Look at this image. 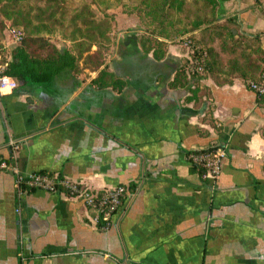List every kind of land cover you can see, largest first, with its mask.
Returning a JSON list of instances; mask_svg holds the SVG:
<instances>
[{
  "label": "crops",
  "instance_id": "obj_1",
  "mask_svg": "<svg viewBox=\"0 0 264 264\" xmlns=\"http://www.w3.org/2000/svg\"><path fill=\"white\" fill-rule=\"evenodd\" d=\"M113 11L119 32L104 64L124 86L97 87L87 69L18 81L0 95V157L23 173L128 192L100 229L81 199L19 193L13 172L0 170V264H264V106L226 65L173 86L188 49L168 41L155 59L138 41L137 15ZM215 14L258 36L263 53L251 62L264 66V3L217 0ZM15 43L5 32L7 54ZM211 144L225 149L215 182L187 159Z\"/></svg>",
  "mask_w": 264,
  "mask_h": 264
},
{
  "label": "trees",
  "instance_id": "obj_2",
  "mask_svg": "<svg viewBox=\"0 0 264 264\" xmlns=\"http://www.w3.org/2000/svg\"><path fill=\"white\" fill-rule=\"evenodd\" d=\"M29 1L0 0L2 17L9 19L11 27L22 31L20 40L7 54L3 47L6 26L0 19V63L5 65L4 73L18 81L37 84L50 81L63 69L73 72L87 69L97 71L91 79L97 87L121 89L124 86V79L104 64L110 49V30L115 27L114 15L105 10L110 6L109 0L95 1L105 3L100 11L84 0ZM127 3L122 2L124 11L134 12L144 27L138 38L141 47L145 53L151 51L155 59L167 55L168 41L188 39L205 53V70L190 73L193 76L214 68L220 70L226 65L227 71L236 72L248 85L264 71L259 62H251L252 54L263 53L258 36L236 34L230 22H218L217 0H127ZM57 32L69 39L70 44L58 45L51 37ZM215 41L219 43L218 50L213 46ZM188 74L184 65L179 66L172 85H186ZM197 90L192 88L193 95ZM254 92L257 104L264 106V92ZM20 189L25 192L34 188L21 186Z\"/></svg>",
  "mask_w": 264,
  "mask_h": 264
},
{
  "label": "built area",
  "instance_id": "obj_3",
  "mask_svg": "<svg viewBox=\"0 0 264 264\" xmlns=\"http://www.w3.org/2000/svg\"><path fill=\"white\" fill-rule=\"evenodd\" d=\"M14 42L21 38L22 31L18 27H9ZM177 41L189 51V61L185 68L188 73H202L205 68L203 64L205 53L198 50L196 45L191 44L190 40L183 39ZM5 65L0 63V95L6 89H12L17 86L18 80L4 73ZM248 86L257 92H264V71L258 80H250ZM13 148H17L16 141L11 140ZM225 155V149L221 146L205 147L201 149L190 150L187 154L188 162L191 166L201 169L200 174L203 179L215 182L221 172L222 160ZM0 170H10L14 174V183L17 191L22 193L21 186L44 189L53 192H60L65 195L79 198L85 206L96 209L93 215V222L100 229H106L111 225L113 213L121 206L128 189L123 184L105 188H93L85 182L73 180L63 176L58 172L46 171H28L21 172L14 163L8 159L0 157Z\"/></svg>",
  "mask_w": 264,
  "mask_h": 264
},
{
  "label": "rangeland",
  "instance_id": "obj_4",
  "mask_svg": "<svg viewBox=\"0 0 264 264\" xmlns=\"http://www.w3.org/2000/svg\"><path fill=\"white\" fill-rule=\"evenodd\" d=\"M32 1L33 0H30L29 2L31 3ZM84 1L89 2L92 5V7L96 8L98 11H100L101 6L105 5V3H103V2H101L99 4L97 2H95V1H98V0H84ZM109 1L111 2L110 6L108 8H105V10H106V12L111 13L112 15L114 14V11H113L114 9L124 10V5H122V2H125L126 4H128L127 0H109ZM125 7L129 8L130 6L128 5V6H125ZM0 19L3 21V24H5V26H6L5 32H8V28L10 27L9 19L3 18L1 13H0ZM138 20H139V24H140V31L138 32L137 37L139 38V34L144 32V27H143L142 22L140 21L139 17H138ZM118 32H119V30H117V27L116 28L114 27V28H112V30H110V40H109L110 43L108 44V48L112 47L113 43L115 42V40L117 38ZM60 35H61V33L57 32L54 35H52L51 37H53V40L59 45L70 44L69 39H66V38L64 39V38L60 37Z\"/></svg>",
  "mask_w": 264,
  "mask_h": 264
}]
</instances>
